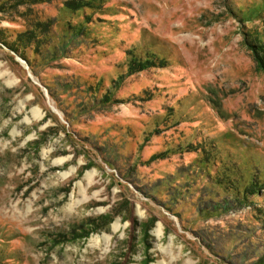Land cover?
<instances>
[{
	"label": "rangeland",
	"instance_id": "1",
	"mask_svg": "<svg viewBox=\"0 0 264 264\" xmlns=\"http://www.w3.org/2000/svg\"><path fill=\"white\" fill-rule=\"evenodd\" d=\"M260 58L264 0H0V264H264Z\"/></svg>",
	"mask_w": 264,
	"mask_h": 264
},
{
	"label": "trees",
	"instance_id": "2",
	"mask_svg": "<svg viewBox=\"0 0 264 264\" xmlns=\"http://www.w3.org/2000/svg\"><path fill=\"white\" fill-rule=\"evenodd\" d=\"M90 5H88V7H89ZM69 9H72V10H85L86 8H87V6H84V5H78V2L77 1H72V2H69ZM91 8V7H90ZM77 26H79L80 27V25H77ZM76 28H74V30H75ZM23 36V37H22ZM28 34H21V36H19V40H21V41H23V40H26L27 38H28ZM26 38V39H25ZM30 39V38H29ZM29 39H28V41H29ZM19 40H17V41H19ZM27 41V42H28ZM26 41H23V45L25 44V43H27ZM20 43L18 42L17 43V47L15 46V48L14 49H16V50H20V52L22 51L23 52V48L26 46V45H24V47H23V45H22V47H19L18 45H19ZM28 44V43H27ZM33 44V43H32ZM29 45H31V44H29ZM260 61H261V64H262V66L264 67V58L263 59H261L260 58ZM145 64H147V63H150V61H145L144 62ZM139 65V67H140V69L139 70H141V71H143V70H145V69H147L142 63H138Z\"/></svg>",
	"mask_w": 264,
	"mask_h": 264
}]
</instances>
